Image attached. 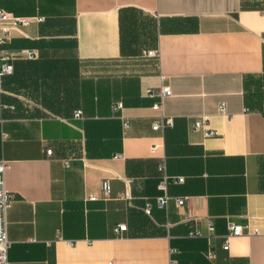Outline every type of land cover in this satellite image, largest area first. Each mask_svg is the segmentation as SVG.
I'll list each match as a JSON object with an SVG mask.
<instances>
[{
    "label": "crops",
    "instance_id": "crops-1",
    "mask_svg": "<svg viewBox=\"0 0 264 264\" xmlns=\"http://www.w3.org/2000/svg\"><path fill=\"white\" fill-rule=\"evenodd\" d=\"M0 6L43 18L1 47L14 65L0 81L9 264H264V0ZM162 85L173 96L156 110L146 91ZM202 115L216 136L194 128ZM163 117L172 125L155 130ZM162 161L184 178L169 183L165 208ZM231 223L257 232L226 250Z\"/></svg>",
    "mask_w": 264,
    "mask_h": 264
},
{
    "label": "built area",
    "instance_id": "built-area-1",
    "mask_svg": "<svg viewBox=\"0 0 264 264\" xmlns=\"http://www.w3.org/2000/svg\"><path fill=\"white\" fill-rule=\"evenodd\" d=\"M42 17H27V16H15L11 13L5 11L0 6V81L4 76L12 74L14 71V65L10 62L9 55L1 49L2 45L7 43L12 35L13 30L20 29L24 26H27L33 22L42 21ZM25 55L34 59L38 56V51L36 49H27L23 51ZM143 56L147 58L154 59L156 65L159 67L161 53L159 49H149L143 52ZM146 96L150 98H156L157 100L153 104V108L156 110H162L164 107L165 99L173 96V90L171 86L162 85L158 88H150L146 91ZM115 109H120L123 107L122 102H118L114 105ZM219 112L221 114L227 115L228 109L225 102H222L219 106ZM83 115L82 109H76L73 113L75 118H80ZM164 118V117H163ZM173 121L170 117L164 118L162 121H157L153 128L158 130L167 125H172ZM125 126H128V122H124ZM194 128L197 130H202L206 136H216L218 134L217 130L210 126L209 118L207 115L199 116L194 124ZM47 154H52V149H47ZM66 166H70L69 162H66ZM7 167L6 162H0V264H9L8 259V249L10 246V240L8 237V219L7 213L11 206L12 195L6 190L4 185V172ZM159 171L162 173V179L159 184L160 190H162V194L156 197V204L160 208H165L169 205L170 201L173 199L168 192V185L170 182H182L184 178L182 176L179 177H170L166 173V164L165 161H162L158 167ZM103 193L105 197L110 195V183L108 180L103 181ZM175 202L179 206H183L185 204L184 198H174ZM151 204H147L146 211L150 213ZM115 232L118 235H122L125 230H127V224L118 223L114 227ZM257 230L251 231L248 226L240 225L236 223H231L229 225V231L225 235V240L223 244L224 249H229L230 242L232 238L244 235L246 233H256ZM209 257L214 258L215 255L212 251L209 252ZM114 264V263H110ZM170 264H178L177 260L171 259Z\"/></svg>",
    "mask_w": 264,
    "mask_h": 264
}]
</instances>
